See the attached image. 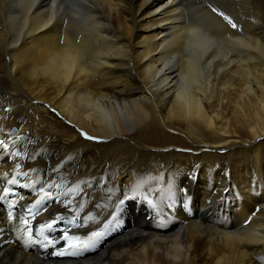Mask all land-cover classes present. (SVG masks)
<instances>
[{"label": "bare ground", "instance_id": "1", "mask_svg": "<svg viewBox=\"0 0 264 264\" xmlns=\"http://www.w3.org/2000/svg\"><path fill=\"white\" fill-rule=\"evenodd\" d=\"M16 117L32 137L7 133ZM174 132L177 143L167 142ZM0 139L27 148L1 160L0 181L20 163L21 172L45 166L52 182L64 160L87 178L74 199L88 226L72 234L102 233L82 254L58 257L20 239L0 206V264H264V0H0ZM106 164L120 171L109 206L104 184L88 178ZM152 164L160 176L127 200ZM14 189L26 197L18 205L38 198ZM148 197L153 231L138 209ZM48 209L30 218L33 229L70 214L57 202ZM130 217L129 231L96 253L104 225L111 233Z\"/></svg>", "mask_w": 264, "mask_h": 264}, {"label": "snow or ice", "instance_id": "2", "mask_svg": "<svg viewBox=\"0 0 264 264\" xmlns=\"http://www.w3.org/2000/svg\"><path fill=\"white\" fill-rule=\"evenodd\" d=\"M213 12H217L215 7L212 8ZM223 16V19L231 24V27L235 28L236 25L231 23L229 17L223 13H219ZM8 111V109H5ZM82 135H85L82 133ZM89 138V137H86ZM91 139V138H90ZM27 152V148L24 147L22 150L10 151V145L5 140L0 139V160L11 159L13 157H21L23 153ZM29 159H34V156H29ZM22 165L17 163L15 165V171L13 173H6V176L11 178L7 179L6 185L0 181V206H3L7 216L6 220L9 224H12L14 220L19 222V225L14 227V232H22L23 235L20 239H25L28 243L33 242L35 238L39 243L43 244L45 248L52 247L55 250L52 255L63 257V256H78L85 250L95 245L98 238L102 235L99 231L90 233L87 237L72 234L73 228H81L88 226L89 218L81 217L80 211L83 208L82 200L76 202L74 194L78 195L81 192L79 185L69 187L64 191L53 192L52 189L57 188L55 181L45 182L41 184L39 179L33 180L31 172L37 171L35 169L30 171H19ZM25 178V183L20 184L19 180ZM39 185V188H37ZM16 187H23L31 190L33 196H37L35 202L30 205H18L15 201L17 196L20 200H24L26 197L22 194H18L14 191ZM133 192V199L137 198L136 189H131ZM124 197H128V193L124 194ZM146 198V197H145ZM55 200L62 207L66 208L69 215L58 213L54 218L40 224L38 228L33 229L31 227V219L35 216L46 211L51 206V202ZM123 202V201H121ZM149 204L151 200L147 201ZM73 205H75L73 207ZM98 206V205H97ZM31 218V219H30ZM58 224H63L64 227H56ZM0 229V232H3ZM60 233L56 236L55 233ZM51 233L52 235H46ZM57 244H62L61 248H56Z\"/></svg>", "mask_w": 264, "mask_h": 264}, {"label": "rangeland", "instance_id": "3", "mask_svg": "<svg viewBox=\"0 0 264 264\" xmlns=\"http://www.w3.org/2000/svg\"><path fill=\"white\" fill-rule=\"evenodd\" d=\"M28 114V111H26V115ZM21 117H16V121L18 122V123H16V122H14L13 124H12V126L11 127H15L16 129H17V125L19 124V123H25V121H24V119H20ZM12 120V119H11ZM11 120H9V121H11ZM11 133V132H10ZM53 133H56V135H62L61 133H59V132H56V131H54ZM12 135H15V134H13V133H11ZM175 134V132L172 134L173 136H171V137H168L169 139L167 140V142H169V143H177L176 142V140H178L179 138H178V134H176V135H174ZM81 139L82 140H87V141H90L91 143H93V144H102V143H107V139L106 140H104V139H90V138H86V137H84V136H82L81 137ZM171 140V141H170ZM173 140V141H172ZM161 150H163V149H161ZM161 150H160V152H161ZM185 154H189V153H187V151H183ZM143 153V152H142ZM141 154V153H140ZM159 160H161V159H159ZM152 161H155L154 159H152ZM154 164H152V166H153ZM162 166H164V164L162 163L161 164ZM110 168H109V167ZM107 166V164L105 165V167H104V170H106V172L108 171V170H110V173H112V174H115L114 172H116L117 174H115L116 176H118L119 175V173H120V171H119V169H118V166L117 167H111L110 165H108ZM114 168H115V170H114ZM143 168V167H142ZM155 168V169H154ZM154 170V171H153ZM151 173H154V175L153 174H151ZM150 174H142V175H139L138 176V178L140 179L138 182H140L139 184H141V185H143V183L141 182V179H144V177L146 178V177H148V176H154L153 178H155L156 177V179L160 176V172H159V170H158V168L155 166H153V169H152V172H151ZM159 173V174H158ZM155 174H157V176H155ZM190 174H192V171H188V173H186V175H184V180H183V183H182V185L183 186H185V188L187 189V190H189V187H191L192 189H194V187L195 186H193L192 184H191V181L189 180L190 179ZM115 175H113V177L115 176ZM148 175V176H147ZM113 177H112V179H113ZM189 181H188V180ZM250 180H252V179H250ZM113 181V180H112ZM186 184V185H185ZM188 185V186H187ZM132 191H130L129 192V194L128 195H130V193H131ZM167 191L165 190V194H167L166 193ZM161 193H164V191H162ZM160 193V194H161ZM133 195V193L130 195V196H128L129 198H131V199H133L132 196ZM104 196H105V194H104ZM163 196H167V195H162L161 197L162 198H164ZM158 195H156V196H154L151 200H159L161 197H159V199H158ZM155 198V199H154ZM148 199V198H147ZM113 199H111V200H109L110 202H108L110 205H111V203L113 202L112 201ZM148 200H150V199H148ZM106 202H107V200H106ZM146 203H148V202H146ZM153 203V202H152ZM146 205V204H145ZM147 205H150V206H148L147 207ZM146 205V211H147V209H151V210H148V212L149 211H152V209H153V204H147ZM152 207V208H151ZM151 214H154V211L153 212H150ZM139 215V214H138ZM153 216V215H152ZM154 221L152 222V224H149V229H151L152 231H153V228H154Z\"/></svg>", "mask_w": 264, "mask_h": 264}]
</instances>
